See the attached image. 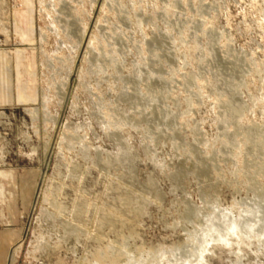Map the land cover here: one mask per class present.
Instances as JSON below:
<instances>
[{
  "label": "rangeland",
  "instance_id": "obj_1",
  "mask_svg": "<svg viewBox=\"0 0 264 264\" xmlns=\"http://www.w3.org/2000/svg\"><path fill=\"white\" fill-rule=\"evenodd\" d=\"M5 264H264V0H0Z\"/></svg>",
  "mask_w": 264,
  "mask_h": 264
},
{
  "label": "crops",
  "instance_id": "obj_2",
  "mask_svg": "<svg viewBox=\"0 0 264 264\" xmlns=\"http://www.w3.org/2000/svg\"><path fill=\"white\" fill-rule=\"evenodd\" d=\"M13 233L10 229L0 227V264H5L7 255L9 254Z\"/></svg>",
  "mask_w": 264,
  "mask_h": 264
}]
</instances>
